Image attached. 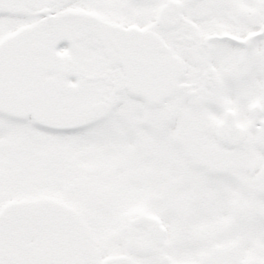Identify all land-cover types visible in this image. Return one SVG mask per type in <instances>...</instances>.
Listing matches in <instances>:
<instances>
[{"label": "snow or ice", "instance_id": "snow-or-ice-1", "mask_svg": "<svg viewBox=\"0 0 264 264\" xmlns=\"http://www.w3.org/2000/svg\"><path fill=\"white\" fill-rule=\"evenodd\" d=\"M0 264H264V0H0Z\"/></svg>", "mask_w": 264, "mask_h": 264}]
</instances>
